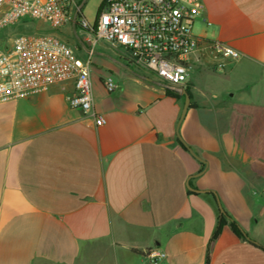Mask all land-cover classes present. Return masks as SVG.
Returning <instances> with one entry per match:
<instances>
[{
    "label": "crops",
    "instance_id": "1",
    "mask_svg": "<svg viewBox=\"0 0 264 264\" xmlns=\"http://www.w3.org/2000/svg\"><path fill=\"white\" fill-rule=\"evenodd\" d=\"M76 1L83 16L90 0ZM202 3L203 44L181 90L170 89L179 98L74 22L24 19L1 32L52 33L91 56L104 123L69 106L72 84L0 104V264H152V248L167 255L157 264H207L220 207L247 238L225 225L209 264H264V0ZM213 42L241 57L212 52Z\"/></svg>",
    "mask_w": 264,
    "mask_h": 264
},
{
    "label": "built area",
    "instance_id": "2",
    "mask_svg": "<svg viewBox=\"0 0 264 264\" xmlns=\"http://www.w3.org/2000/svg\"><path fill=\"white\" fill-rule=\"evenodd\" d=\"M202 10V0H105L91 24L76 0H0V34L24 19L43 20L52 29L74 22L92 44L127 50L133 65L153 72L164 87L181 90L191 70L188 58L203 44L194 34ZM210 49L231 61L241 57L223 42H213ZM91 58L82 59L52 33L0 37V104L49 91L55 84H72L66 93L69 106L93 114L102 125L103 117L94 112ZM105 87L109 93L116 90L113 77L106 78ZM146 257L157 264L167 255L152 248Z\"/></svg>",
    "mask_w": 264,
    "mask_h": 264
},
{
    "label": "trees",
    "instance_id": "3",
    "mask_svg": "<svg viewBox=\"0 0 264 264\" xmlns=\"http://www.w3.org/2000/svg\"><path fill=\"white\" fill-rule=\"evenodd\" d=\"M166 92L173 96V97H181L177 92L173 91V90H170L168 88H166ZM179 143L181 144V146L185 149V150H188V147L187 145L183 142V141H179ZM230 216L227 214V212L222 208L220 207L219 209V222H218V226L210 240V243H209V247H208V258H207V264H209V259H210V251L213 249V246L215 244V242L218 240L219 236L221 235L222 231H223V228L225 225L229 224L232 231L239 237V238H247V234L245 233V231L241 228V226L235 222L234 220H230L229 221Z\"/></svg>",
    "mask_w": 264,
    "mask_h": 264
},
{
    "label": "rangeland",
    "instance_id": "4",
    "mask_svg": "<svg viewBox=\"0 0 264 264\" xmlns=\"http://www.w3.org/2000/svg\"><path fill=\"white\" fill-rule=\"evenodd\" d=\"M105 0H90L83 7V16L91 24L97 20L100 9L102 8Z\"/></svg>",
    "mask_w": 264,
    "mask_h": 264
},
{
    "label": "water",
    "instance_id": "5",
    "mask_svg": "<svg viewBox=\"0 0 264 264\" xmlns=\"http://www.w3.org/2000/svg\"><path fill=\"white\" fill-rule=\"evenodd\" d=\"M183 94L185 96V105H184V108H183V111H182V115H181V119H180V122L183 120V118L185 117L186 113H187V110L189 108V105H190V96L188 94V92L186 90H183ZM179 139L182 141V139L180 138L179 136ZM188 147V150L189 152L195 157L197 158L198 160L200 161H203L189 146ZM204 172V170L202 172H200V174H202ZM189 188L192 189L189 185Z\"/></svg>",
    "mask_w": 264,
    "mask_h": 264
}]
</instances>
